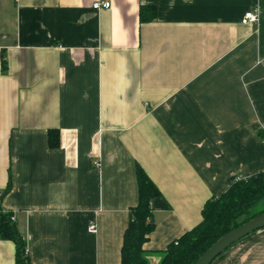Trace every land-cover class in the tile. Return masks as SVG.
I'll use <instances>...</instances> for the list:
<instances>
[{
    "label": "crops",
    "instance_id": "crops-1",
    "mask_svg": "<svg viewBox=\"0 0 264 264\" xmlns=\"http://www.w3.org/2000/svg\"><path fill=\"white\" fill-rule=\"evenodd\" d=\"M262 128L264 0H0V209L31 264H121L138 166L161 192L158 264L230 178L264 172ZM212 264H264V229Z\"/></svg>",
    "mask_w": 264,
    "mask_h": 264
},
{
    "label": "trees",
    "instance_id": "trees-1",
    "mask_svg": "<svg viewBox=\"0 0 264 264\" xmlns=\"http://www.w3.org/2000/svg\"><path fill=\"white\" fill-rule=\"evenodd\" d=\"M156 17L155 6L140 7L141 23L152 22ZM258 135L264 140V130L261 129ZM59 144V132L51 130L50 147L56 148ZM137 182L138 203L130 210L121 264H150L151 253L145 245L156 227L151 202L161 192L141 166L137 167ZM229 183V189L224 194L212 197L205 203L202 221L196 227L172 242L166 250L156 252L161 255L158 264H195L221 237L264 214V172L248 178L234 176ZM12 216V213L0 209V239L15 243L16 264H31L27 241Z\"/></svg>",
    "mask_w": 264,
    "mask_h": 264
},
{
    "label": "water",
    "instance_id": "water-1",
    "mask_svg": "<svg viewBox=\"0 0 264 264\" xmlns=\"http://www.w3.org/2000/svg\"><path fill=\"white\" fill-rule=\"evenodd\" d=\"M264 229V214L227 233L215 242L195 264H212L220 255L250 234Z\"/></svg>",
    "mask_w": 264,
    "mask_h": 264
},
{
    "label": "built area",
    "instance_id": "built-area-1",
    "mask_svg": "<svg viewBox=\"0 0 264 264\" xmlns=\"http://www.w3.org/2000/svg\"><path fill=\"white\" fill-rule=\"evenodd\" d=\"M93 7L97 10L100 9H110L111 8V2L110 1H100V2H96ZM259 21V10H253V11H249L247 12L243 19H242V23L243 24H247V25H252L255 24ZM262 130H264V128H262ZM12 220L15 222V217L14 215L12 216ZM88 231L91 234H96L98 232V225L96 222L92 221L90 223V225L88 226Z\"/></svg>",
    "mask_w": 264,
    "mask_h": 264
}]
</instances>
